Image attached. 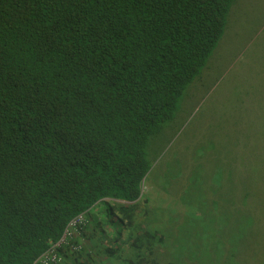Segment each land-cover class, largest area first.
<instances>
[{
	"label": "trees",
	"instance_id": "16d2710c",
	"mask_svg": "<svg viewBox=\"0 0 264 264\" xmlns=\"http://www.w3.org/2000/svg\"><path fill=\"white\" fill-rule=\"evenodd\" d=\"M236 1L0 0V264H33L97 204L107 215H92L105 223L99 234L114 242L96 245L86 228L89 253L67 252L64 264L122 249L133 251L126 264H161L163 230L136 220L150 205V142L212 57Z\"/></svg>",
	"mask_w": 264,
	"mask_h": 264
},
{
	"label": "rangeland",
	"instance_id": "374dc122",
	"mask_svg": "<svg viewBox=\"0 0 264 264\" xmlns=\"http://www.w3.org/2000/svg\"><path fill=\"white\" fill-rule=\"evenodd\" d=\"M149 157L142 200L150 205L136 220L166 232L154 250L161 264H264V0L236 1ZM96 206L93 214L107 218ZM134 231L145 239L143 227ZM126 252L94 264H124L133 257Z\"/></svg>",
	"mask_w": 264,
	"mask_h": 264
},
{
	"label": "built area",
	"instance_id": "2783aa9c",
	"mask_svg": "<svg viewBox=\"0 0 264 264\" xmlns=\"http://www.w3.org/2000/svg\"><path fill=\"white\" fill-rule=\"evenodd\" d=\"M90 223L87 213L75 216L67 225L62 237L51 242L49 248L34 264H63L67 252L78 254L84 251L86 237L84 231Z\"/></svg>",
	"mask_w": 264,
	"mask_h": 264
},
{
	"label": "crops",
	"instance_id": "0c3cea01",
	"mask_svg": "<svg viewBox=\"0 0 264 264\" xmlns=\"http://www.w3.org/2000/svg\"><path fill=\"white\" fill-rule=\"evenodd\" d=\"M127 204H130V203H127ZM126 204V205H127ZM100 212V211H99ZM93 214V213H92ZM151 220H153L154 221V218L153 219H151ZM154 222H156V221H154ZM103 227H105V223H103V221L102 222H98L97 223V225H94L93 223H92V227L90 228V230H89V233H90V231L92 230V229H96L97 230V235H96V237H97V240H99L98 241V243L96 244V243H94V244H96V245H99V242H100V244H102L103 242H101V240H100V238H105V239H107V241H108V238H112V236H109V231L107 230V229H105V232L107 231V234L106 233H104V234H99V232H100V230L101 229H103ZM107 227V226H106ZM166 232H164V234H165ZM129 235V234H128ZM126 237H127V235L126 234H123V236H122V238L120 239V241H118V242H122L123 240H125L126 239ZM165 238H166V235H165ZM105 246H106V244H105ZM94 247V246H93ZM92 247V250H95L94 248ZM125 264V263H124Z\"/></svg>",
	"mask_w": 264,
	"mask_h": 264
},
{
	"label": "clouds",
	"instance_id": "9594fccd",
	"mask_svg": "<svg viewBox=\"0 0 264 264\" xmlns=\"http://www.w3.org/2000/svg\"><path fill=\"white\" fill-rule=\"evenodd\" d=\"M123 203H125V202H123ZM92 215H94V214H92ZM92 215H91L90 213L88 214V217H89V220H90V223H89V226H88V230H90V228L92 227V223L95 224V225H97V223H98V222L93 221V216H92ZM87 235H88V234H87ZM87 235H86V236H87ZM57 241H58V240H57ZM52 242H56V241H52ZM50 243H51V242H50ZM86 243H87V242H86ZM49 246H50V244H49ZM48 248H49V247H48ZM43 253H44V252H43ZM43 253H42V254H43ZM68 253H69V255H72V256H75V255H76V256L74 257V259H75L76 257H79V255L81 254L82 256H81L80 260L83 261V258H84L83 256L86 257V256H87V253H89V252H88V250H87V248H86V244H85V249H84V251H82L81 253H78V254H72L71 252H68ZM42 254H41V255H42ZM41 255H40V256H41ZM40 256H39V257H40ZM39 257H38V258H39ZM82 257H83V258H82ZM38 258H37V259H38ZM37 259H36V260H37ZM74 259H73V260H74ZM36 260H35V261H36ZM35 261H34V263H35ZM34 263H33V264H34ZM74 263H75V261H74ZM63 264H64V262H63Z\"/></svg>",
	"mask_w": 264,
	"mask_h": 264
}]
</instances>
